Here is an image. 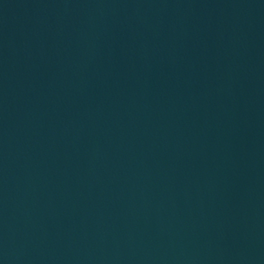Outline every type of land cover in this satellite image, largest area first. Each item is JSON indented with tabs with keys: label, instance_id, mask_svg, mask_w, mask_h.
Returning a JSON list of instances; mask_svg holds the SVG:
<instances>
[{
	"label": "water",
	"instance_id": "obj_1",
	"mask_svg": "<svg viewBox=\"0 0 264 264\" xmlns=\"http://www.w3.org/2000/svg\"><path fill=\"white\" fill-rule=\"evenodd\" d=\"M0 264H264V0H0Z\"/></svg>",
	"mask_w": 264,
	"mask_h": 264
}]
</instances>
